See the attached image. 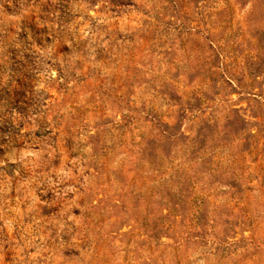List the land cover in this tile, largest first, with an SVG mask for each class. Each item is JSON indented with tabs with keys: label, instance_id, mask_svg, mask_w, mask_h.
Returning <instances> with one entry per match:
<instances>
[{
	"label": "rangeland",
	"instance_id": "1",
	"mask_svg": "<svg viewBox=\"0 0 264 264\" xmlns=\"http://www.w3.org/2000/svg\"><path fill=\"white\" fill-rule=\"evenodd\" d=\"M0 264H264V0H0Z\"/></svg>",
	"mask_w": 264,
	"mask_h": 264
}]
</instances>
